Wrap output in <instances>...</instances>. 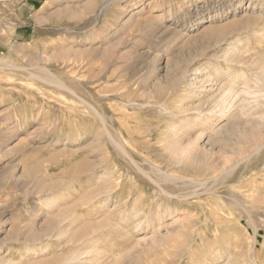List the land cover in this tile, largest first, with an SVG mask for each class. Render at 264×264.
<instances>
[{
    "label": "rangeland",
    "instance_id": "1",
    "mask_svg": "<svg viewBox=\"0 0 264 264\" xmlns=\"http://www.w3.org/2000/svg\"><path fill=\"white\" fill-rule=\"evenodd\" d=\"M0 264H264V0H0Z\"/></svg>",
    "mask_w": 264,
    "mask_h": 264
},
{
    "label": "bare ground",
    "instance_id": "2",
    "mask_svg": "<svg viewBox=\"0 0 264 264\" xmlns=\"http://www.w3.org/2000/svg\"><path fill=\"white\" fill-rule=\"evenodd\" d=\"M235 50H236V49H235ZM240 72H241V71H240ZM234 80H236V79H234ZM246 81H247V80H244V81H243V85H242V86H243V90H241L242 94H243V93L246 94V93H247V90L250 88V85H249L248 83L246 84ZM252 83H253V82H252ZM232 84H233V87L231 86L232 88H231V91H230V92H232L231 94H233V96L236 97V96L239 94V92H240V91H237V89H238L239 86L236 85V83H233V82H232ZM256 85H257V83H256ZM239 90H240V89H239ZM229 95H230V94H229ZM227 97H228V96H227ZM222 98H223V97H222ZM232 98H234V97H232ZM246 98H247V97H246ZM225 99H226V98H225ZM244 99H245V98H244ZM226 100H228V99H226ZM226 100H224L223 102H226ZM241 100H242V99H241ZM247 100H248V99H247ZM223 104H225V103H223ZM221 105H222V103H221ZM221 105H220V106H221ZM233 105H234V104H233ZM231 108H232V107H231ZM224 109H225V108H224ZM225 110H226V109H225ZM223 112H224V111H223ZM235 114H236V113H235ZM257 142H258L257 140H252L251 142L248 141V144L253 145V144H257ZM198 183H199V182H198ZM211 202H212V201H211ZM204 204H205V203H204ZM208 204H209V203H208ZM213 204H214V203H213ZM211 206H212V205H211ZM211 206H210V207H211ZM209 209H210V208H209ZM214 210H215V209H214ZM222 211H223V210H222ZM209 212H210V211H209ZM216 213H217V211H216ZM218 213H219V212H218ZM219 215H222V214H219ZM212 216H214V214H212ZM222 216H223V215H222ZM224 217H225V216H224ZM207 218H208V217H207ZM209 218H210V217H209ZM209 218H208V219H209ZM217 218H218V217H217ZM208 219H207V220H208ZM220 219L222 220L221 217H220ZM220 219H219V220H220ZM210 220H211V219H209L208 221H210ZM213 221H214V220H213ZM223 221H224V220H223ZM210 222H211V221H210ZM217 222H218V221H217ZM218 223H220V222H218ZM218 223H217V224H218ZM214 225H215V224H214ZM218 225H219V224H218ZM219 226H220V225H219ZM217 227H218V226H217ZM218 228H219V227H218Z\"/></svg>",
    "mask_w": 264,
    "mask_h": 264
}]
</instances>
